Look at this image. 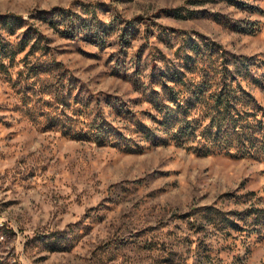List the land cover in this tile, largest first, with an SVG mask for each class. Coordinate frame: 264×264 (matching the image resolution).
<instances>
[{"label":"rangeland","instance_id":"374dc122","mask_svg":"<svg viewBox=\"0 0 264 264\" xmlns=\"http://www.w3.org/2000/svg\"><path fill=\"white\" fill-rule=\"evenodd\" d=\"M234 65L264 106V0H0V264H264V159L137 131L174 75Z\"/></svg>","mask_w":264,"mask_h":264},{"label":"trees","instance_id":"16d2710c","mask_svg":"<svg viewBox=\"0 0 264 264\" xmlns=\"http://www.w3.org/2000/svg\"><path fill=\"white\" fill-rule=\"evenodd\" d=\"M95 10L85 8L83 12L95 14ZM76 13L59 9L46 21L53 28L64 25L68 31H73V24H78L77 17H80ZM9 19L7 15L1 16V23H7ZM81 22L85 28L90 23L83 18ZM97 23L94 26L96 29L102 25L99 20ZM244 66L234 65L233 69L213 67L207 69L199 80L188 81L174 75L172 80H176V86L161 85L165 97L157 99L160 104L153 119L161 133L143 124H139L138 128L137 123V131H140L143 140L156 146L173 143L201 155L224 153L235 158L264 159V106L242 84ZM210 74H213L216 83L208 80ZM164 76L170 77L168 73ZM251 77L259 81L253 75ZM152 93L156 98L160 97L156 89ZM84 122L86 136L88 129L93 130L98 141L110 134H118L116 126L102 115L99 119L94 118L89 125L87 118ZM122 138L126 142L131 141L125 135Z\"/></svg>","mask_w":264,"mask_h":264}]
</instances>
